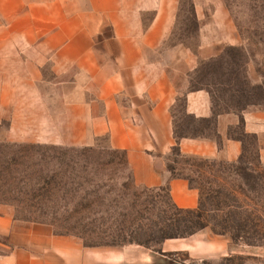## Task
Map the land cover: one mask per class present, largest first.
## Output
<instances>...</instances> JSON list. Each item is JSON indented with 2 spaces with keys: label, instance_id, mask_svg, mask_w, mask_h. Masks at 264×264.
Returning <instances> with one entry per match:
<instances>
[{
  "label": "crops",
  "instance_id": "obj_1",
  "mask_svg": "<svg viewBox=\"0 0 264 264\" xmlns=\"http://www.w3.org/2000/svg\"><path fill=\"white\" fill-rule=\"evenodd\" d=\"M203 2L193 0L201 41L194 51L168 45L179 0H0V123L45 145L90 147L106 137L126 153L138 186L168 187L175 205L197 208L199 192L168 169L179 98L187 116L212 129L180 139L183 157L238 161L239 126L264 165V102L217 113L209 90L188 88V74L215 56L207 55L214 47L207 19L214 31L228 23L221 0ZM198 235L166 240L163 251H193ZM0 236L10 241L0 264H143L148 257L136 244L89 248L73 236L21 230L9 216H0Z\"/></svg>",
  "mask_w": 264,
  "mask_h": 264
},
{
  "label": "rangeland",
  "instance_id": "obj_2",
  "mask_svg": "<svg viewBox=\"0 0 264 264\" xmlns=\"http://www.w3.org/2000/svg\"><path fill=\"white\" fill-rule=\"evenodd\" d=\"M221 1L227 14V25L214 31L210 16L206 22L209 25L207 36L214 42L207 55L215 56L202 59L197 70L189 73L186 79L189 89L211 92L217 113L238 112L247 105L264 102V0ZM179 2L177 24L168 45L185 44L197 51L201 41L193 0ZM214 7L211 4L208 8L213 10ZM178 83L183 85L181 81ZM173 113L176 133L212 135V129L207 128L211 124L197 122L185 114L184 98H179ZM234 131L243 137L245 143L240 159L246 164L239 167L245 173L256 175L251 171L253 164L258 163L255 139L242 135L239 126ZM90 147L92 149L21 140L9 132L8 121L0 123V216H9L21 230L34 226L45 233L76 237L85 246L91 244L83 239L88 234L87 223L97 221L101 226L111 222L109 215L95 210L115 204L120 198L109 188L113 183L110 180L117 178L119 171L107 164L117 154L106 137ZM174 159L178 164H174ZM224 163L218 161L216 166L231 168ZM193 164L195 161L191 157L171 156L168 167L183 168V172L191 175L205 192L216 188L214 178L199 177L197 169L191 166ZM252 180L249 176V181ZM244 182L242 177L235 176L231 184L237 189L244 187ZM155 189L146 197L152 208L151 214L145 216L150 218L147 222L151 224L165 223L170 203L167 187ZM241 201L239 199V205ZM82 206H91L92 212H82ZM207 208L212 209L211 201H208ZM198 233L200 235L192 241L193 251L181 246L175 252H164L163 242L154 243L152 249L146 248L148 257L143 264H264V241H256L257 246H248L234 241L229 235L217 237L210 229ZM9 244V239L0 236V255L9 250Z\"/></svg>",
  "mask_w": 264,
  "mask_h": 264
},
{
  "label": "trees",
  "instance_id": "obj_3",
  "mask_svg": "<svg viewBox=\"0 0 264 264\" xmlns=\"http://www.w3.org/2000/svg\"><path fill=\"white\" fill-rule=\"evenodd\" d=\"M175 136L177 144L172 148L171 155L174 158L183 157L178 141L190 135L175 132ZM114 151L117 155L107 164L115 166L119 174L117 178L110 180L113 183L109 188L120 201L95 210L96 213L109 215L111 222L101 226L97 225V221L93 224L87 223L88 234L83 238L91 241L87 247L117 248L136 244L152 249L154 243L188 238L206 229H210L216 235H229L234 241L243 242L248 246H257L256 241H264V165L259 161L253 164L254 169H251L256 175H251L239 167L242 163L246 164L242 159L224 163L231 166L228 169L225 166L217 167L218 161L191 157L195 161L191 166L197 169L196 174H199V177L204 175L212 177L217 183L216 188H209V192H205L191 175L183 172V168L175 166L178 161L174 159L175 165H169V171L174 178L186 180L191 188L199 192V205L194 209L178 207L173 203L167 187L170 200L167 222L151 224L147 222L150 218L145 216L151 214L152 208L148 205L146 197L149 192L156 189L138 186L129 169L126 153ZM235 176L242 177L245 181L244 187L239 186L236 189L231 184ZM249 176H252V181H249ZM207 184L211 185V182L207 181ZM158 190H164V187ZM239 199H242L240 205ZM208 201H211V210L207 208ZM80 210L91 213L92 207L82 206ZM211 212L214 215H211Z\"/></svg>",
  "mask_w": 264,
  "mask_h": 264
}]
</instances>
